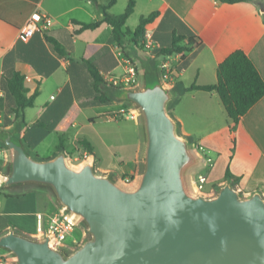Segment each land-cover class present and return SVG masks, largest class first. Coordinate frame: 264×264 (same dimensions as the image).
Masks as SVG:
<instances>
[{
    "label": "crops",
    "instance_id": "1",
    "mask_svg": "<svg viewBox=\"0 0 264 264\" xmlns=\"http://www.w3.org/2000/svg\"><path fill=\"white\" fill-rule=\"evenodd\" d=\"M109 1L98 0L101 4ZM129 1L115 0L109 13H122ZM133 1V11L125 22L130 30L135 29L141 16L158 11L145 26L151 49L138 48L133 34L117 43L109 25L80 29L73 20L92 23L103 17L91 0H0V129L16 126L13 113H9L14 98L6 95L3 78L17 70L25 76L28 93L38 92L33 105L25 108L24 124L16 127L31 155L49 159L58 153L59 137L66 148L84 138L92 144L94 153H86L87 160L93 159L100 173L111 174L116 180V176L134 173L143 145L141 123L133 119L137 116L135 109L115 98L120 89L111 101H99L105 98V82L130 75L131 67L137 83L121 84L123 88L139 87L146 56L155 60L157 72L164 58L170 61L174 75L168 84L171 89L177 82L184 87L215 83L218 64L236 49L247 54L264 79V0ZM45 17L49 23L40 27ZM29 20L38 28L24 38L22 31ZM173 37L180 38L178 46L189 50L156 56L155 52L167 47ZM90 64L104 83L95 85ZM172 90L175 98L170 114L178 123L179 134L190 140L196 159L207 167L205 173L195 169L190 175L188 172L190 191H196L197 175L202 174L206 176L202 194L213 196L217 187L227 181L224 175L228 167L238 177L235 184L229 181L243 197L255 191L264 196V96L231 128L215 91ZM127 129L132 133L130 140L122 136ZM45 143L49 146L39 154V147ZM96 144L105 146V155ZM206 156L212 159L211 165L206 163ZM0 158L3 178L8 153L1 146ZM1 184L0 234L13 227L28 236H42L36 214L43 213L46 223L60 209L52 192L36 185L3 188ZM72 236L76 237L74 233Z\"/></svg>",
    "mask_w": 264,
    "mask_h": 264
},
{
    "label": "water",
    "instance_id": "2",
    "mask_svg": "<svg viewBox=\"0 0 264 264\" xmlns=\"http://www.w3.org/2000/svg\"><path fill=\"white\" fill-rule=\"evenodd\" d=\"M116 99L134 106L142 128V169L135 186L95 170L94 160L68 165L64 150L31 155L16 126L0 129L8 161L1 187L48 188L60 208L90 237L67 250L46 233L32 237L10 227L0 249L13 264H264V196L247 197L229 181L213 196L192 193L187 171L197 162L167 109L175 98L155 68Z\"/></svg>",
    "mask_w": 264,
    "mask_h": 264
},
{
    "label": "trees",
    "instance_id": "3",
    "mask_svg": "<svg viewBox=\"0 0 264 264\" xmlns=\"http://www.w3.org/2000/svg\"><path fill=\"white\" fill-rule=\"evenodd\" d=\"M99 11L102 12L103 17L101 20L84 23L73 20L74 23L80 26V29H96L103 25H109L112 30V38L121 43L122 39L128 35L133 34V38L138 48H143L139 38L145 34V26L152 22L158 15V11L150 12L147 15L140 17L139 22L134 30H130L125 27V22L129 15L133 11L134 1L130 0L125 7L124 11L120 14L114 15L109 13L108 9L115 2L110 0L108 4H101L98 0H91ZM226 3H235L247 0H217ZM180 41L179 37H173L171 43L167 47H162L155 52V55H170L173 53H180L184 50H189V47L178 46ZM146 68H153L154 64L152 60L143 61ZM91 74L95 85L98 83H104L99 76L97 69L94 65L90 64ZM216 82L213 84L197 85L191 84L184 87L180 82H177L172 89L182 91L201 90L206 92L215 91L226 111L227 117L231 121V128L238 122L241 116H243L251 106H253L261 97L264 96V79L258 73L255 65L247 54L241 50L236 49L232 51L225 59H223L216 69ZM25 76L17 70H13L12 73L3 78V88L6 95H10L14 98V105L9 113L14 115V123L19 129L24 124V111L25 108L33 105L34 100L38 94L37 90L29 94V89L24 85ZM122 84L115 85L112 82H105L104 99H100V103H107L112 100L114 94L119 89H122ZM12 121H7L10 123ZM59 143L57 145V152L60 150L66 151V146L63 143L61 137H59ZM78 144L83 145L84 150L88 154L93 153L92 144L86 139L82 138L77 141ZM3 159L0 158V170L2 169ZM225 180H230L233 184L236 183L238 177L234 176L228 167H226Z\"/></svg>",
    "mask_w": 264,
    "mask_h": 264
},
{
    "label": "built area",
    "instance_id": "4",
    "mask_svg": "<svg viewBox=\"0 0 264 264\" xmlns=\"http://www.w3.org/2000/svg\"><path fill=\"white\" fill-rule=\"evenodd\" d=\"M48 23H49V19L45 17L42 20L40 27H44ZM36 28H38V25L33 20H29L22 31V36L24 38H28ZM145 36H146L145 47L147 49H151L152 43L150 37L147 34H145ZM129 73L130 75L124 76L123 79L114 77L113 79H111V82L115 85H119L122 82L125 85H129V86L135 85L137 83L136 72L131 67ZM159 75L162 81H164L165 83L170 84L171 82H173L174 75L172 74L169 60H165L163 62L161 61V63L159 64ZM205 160L208 165H211L212 159L209 156H206ZM2 179L3 178L0 174V184L2 182ZM125 181L127 183L129 179H125ZM205 182H206L205 175L202 174L197 175V179L195 182L196 191L198 192L202 191ZM36 220L41 235L47 233L50 236L51 240L56 245L69 250L70 245L77 242V237L72 236V233L74 229L79 225V221L70 214H68L66 211H64L62 208H60L54 215H52L46 223H44V214L40 212L36 214ZM68 238H70V241H68ZM10 259L12 260L11 254H9L5 250H0V264H8V261Z\"/></svg>",
    "mask_w": 264,
    "mask_h": 264
},
{
    "label": "rangeland",
    "instance_id": "5",
    "mask_svg": "<svg viewBox=\"0 0 264 264\" xmlns=\"http://www.w3.org/2000/svg\"><path fill=\"white\" fill-rule=\"evenodd\" d=\"M141 40V43H142V50H145L147 49L144 44H145V37L142 36L140 38ZM143 53V52H142ZM143 55H146V54H143ZM145 61H148V60H152L153 64L155 65V60H153L152 58L150 57H147L144 58ZM143 59V60H144ZM165 61V58L162 60V62ZM138 62V61H137ZM137 66H139V62L137 64ZM155 68V66L153 67ZM159 72V70H158ZM162 81V79H161ZM162 83L166 86V87H170V85H168V83H165L164 81H162ZM174 101L172 100L169 104H168V107L167 109L169 110L170 112V109L173 105ZM129 105V104H128ZM132 108H134V106L132 105ZM135 113L137 114L136 118H133L134 120L136 119L138 125L139 124V121H140V116L137 112V110L135 109ZM132 119V118H131ZM116 134V133H115ZM132 133L130 131H128V129L123 133L122 136H125L127 138V140H130V137L132 136L131 135ZM0 146L2 148H6L4 146V144L2 143V141L0 140ZM47 146H49L48 143H45L43 144L42 146L39 147V154L42 153V150L45 149ZM97 148H98V151L102 154V155H105V146H103L102 144H96ZM191 150H193V147H191ZM65 151V150H64ZM66 160H67V163L68 165H70L71 167H74V168H78L79 165H81V163H83L84 161H86L88 159V157L86 156V151L84 150V147L83 145L81 144H78L77 141L71 145V146H68L66 151ZM5 163H7V160H5ZM5 163L3 164V169L5 168ZM141 169H142V163L141 161H139L138 163V166H137V169L134 173L132 174H128V175H123V176H116L117 180L121 183V184H125L126 186L128 187H133L135 186V182L138 180L139 176H140V172H141ZM194 169L198 172H203L205 173L207 171V167H205L203 164H202V161L200 163V160H197V162L191 167L190 171L188 170L187 171V174L189 172V175L194 173ZM97 170L98 172L100 171L99 169H95ZM101 172V171H100ZM125 179H129V181L126 183ZM125 182H124V181ZM204 190V189H203ZM194 191L195 194H202L204 191ZM47 195L48 193L50 194V191L49 190H46ZM59 208V207H58ZM57 210V208H56ZM10 218V217H9ZM74 235L77 237V242L74 243V244H71L70 245V249L69 250H73L75 248H77L78 246H80V244L87 238L90 237L89 233L87 232L86 230V226L83 224V223H79V225L74 229L73 231ZM41 237V236H39ZM68 241H70V238H68ZM0 250H3V249H0ZM68 250V249H67ZM8 264H13L12 260L10 259L8 261Z\"/></svg>",
    "mask_w": 264,
    "mask_h": 264
}]
</instances>
